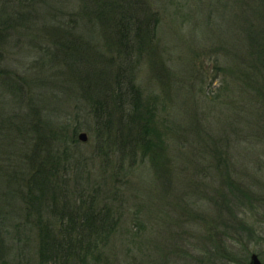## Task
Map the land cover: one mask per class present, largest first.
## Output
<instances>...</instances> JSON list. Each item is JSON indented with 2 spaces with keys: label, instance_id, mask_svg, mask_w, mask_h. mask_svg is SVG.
<instances>
[{
  "label": "rangeland",
  "instance_id": "rangeland-1",
  "mask_svg": "<svg viewBox=\"0 0 264 264\" xmlns=\"http://www.w3.org/2000/svg\"><path fill=\"white\" fill-rule=\"evenodd\" d=\"M248 1L250 7L238 9V0H141L142 22L151 28L142 29L135 42L111 18L98 17L93 0H0V32L9 24L0 33V120L6 116L13 125L40 115L49 125L41 140L50 142L48 149H68L73 167L68 198L38 201L42 208L33 211L41 212L34 220L39 224L22 229L36 238L18 261L40 264V226L48 228L50 239L64 240V229L79 225L81 210L93 200L94 212L109 207L113 217L107 219L105 243L98 244L101 263L87 264H245L247 250H240L239 237L262 223L264 229V66L248 70L242 58L252 26L257 40L264 31L259 21L264 5ZM63 37H71L73 45H54ZM55 54L66 65L43 86L36 114L31 117L35 112L26 107L19 112V105V116L11 118L3 106L12 100L16 81L37 70L44 74ZM71 60L75 80L66 71ZM135 98L141 116L154 100L150 108L165 121L159 120V130L171 126L154 154L161 159L159 173L147 151L118 153L120 147H103L96 139L94 112L102 120L110 117L116 134ZM15 128L0 121V200L8 201L3 212L17 209L23 226L25 211L19 207L33 168L21 150L34 137L16 135ZM129 128L133 136L140 131L136 123ZM13 188L21 197L9 198ZM12 239L1 252L3 261L21 255L12 248L19 239Z\"/></svg>",
  "mask_w": 264,
  "mask_h": 264
},
{
  "label": "trees",
  "instance_id": "trees-1",
  "mask_svg": "<svg viewBox=\"0 0 264 264\" xmlns=\"http://www.w3.org/2000/svg\"><path fill=\"white\" fill-rule=\"evenodd\" d=\"M93 1L95 3L94 10L97 12L96 15L98 17H103V20L106 21L107 19L111 18L119 26V29L122 30L123 34L125 35L129 33L130 39L134 40L135 42H139V37L142 36V29L145 30L151 28V26H149L147 22H142V14L143 11L144 12L146 11L145 9L146 5H144L143 4L144 2L142 3L141 0H93ZM259 1L262 5H264V0H259ZM237 3H238L237 4L238 9L241 5L247 8L250 7L251 5V2H249L248 0H241V1L238 0ZM90 15L93 14L90 12ZM259 21L261 25L264 26V15ZM8 26L9 24L7 22H4L3 30L0 33L3 34L4 31L9 30ZM251 29H252L251 31L252 35L250 36H247V34L245 35L246 39L244 40V42L247 48L246 50L247 55L243 56L242 58H245V62L252 67L251 68L248 65L246 66V69L249 70L254 68L257 70L259 63L263 64L264 66V31L262 27L261 37L259 40H257L258 38L256 35V31H257L256 26L253 25ZM67 34L68 36L71 35L70 32L69 33L67 32ZM5 40L1 41V43L4 44ZM57 41L58 42L54 44L56 46L62 47L65 45H73V43L71 42V37L69 38L63 37L62 40L58 39ZM59 54H61V52H59ZM59 54H55L58 57L51 58L50 66L52 69L51 68L46 69L47 71L44 72V74H47L46 76L42 72L40 73L39 70H37L35 73L28 75V77L30 78H26L25 76V78H22V80L16 81L17 85L12 91V95H13L12 100L8 101L6 99L7 102L6 106H3L5 109L12 111L7 115H9L11 118H17L19 116L17 113L19 112L23 113L24 107H26L27 110H29V112L32 113L33 111L35 112L32 114L31 117H33L34 114H36L38 107L37 105H35V103L36 101L38 102L41 101L42 99L41 98L39 100V97L43 95V89H44L43 86H45L46 84L50 85L51 83L50 81L59 78V76L62 75L60 69L62 64H64V66L66 65L65 61L63 59H60ZM84 57L87 59L86 56ZM69 62H70L69 66L66 71H69L70 74L69 77L75 80L74 78L75 70H73L74 69L73 66H76V62L72 60ZM45 63L49 64V59L42 62V65L43 64L45 65ZM259 67H260L259 73L263 76V67L261 65H259ZM56 70L60 71L58 72L59 74L58 73L56 74ZM53 71H55V74L51 77L50 74ZM40 75L42 77H40ZM249 81L252 82L253 80L249 79ZM253 83L254 82H252V84L249 86L252 87ZM243 87L244 89L247 87L246 80H244ZM135 99L137 102L134 103L133 107L130 108L129 105L130 110H128V112H126L125 110V114L122 115L123 117L122 120L126 118L125 126L122 123L121 124L122 128L119 129L116 134L114 133L111 134L112 124L110 117H108L107 120H102V117L97 113V111L94 112L95 121L97 122L96 139L98 144L103 147L104 146L110 147L112 145L116 147H120L117 150L118 153H123V151L127 149L129 150V152L136 149H139L142 152L147 151L150 154L151 161L154 164L153 170H155L156 173H159L161 172L162 169L160 170L157 168L162 167L161 159H159L158 155L154 157V154L156 153L155 152L156 150H159L161 148L162 145L161 142H164L162 140L163 135L165 136L166 135L165 132L167 133L169 130H171L170 129L171 126H166V127L164 126V128L166 129V131L164 132L159 130V120L161 119L160 124L161 123L163 124L165 121L163 120V117L154 113L155 110H152L150 108V106H153V108L155 109L156 103L154 102V100L149 101V103L146 105V110L143 117L139 112V108H137L139 107V105L142 108V104L138 103V98ZM15 106H19L20 109L18 110L19 112H16ZM31 120H32L31 118H22L13 125L9 123L10 118H6V116L4 117V119L1 118L0 120L2 124H7L9 126V129L10 128L13 129V127H16L17 128V129L15 128L17 130L16 135H21L23 137L33 135L34 137L31 140L33 142V145H31L29 148L26 147L27 149L24 148L23 150H21L22 155L25 158H28L33 168L32 175L27 181V188H25L23 195H22V191H19L18 189H14V188L8 194L9 198L11 197L13 199L16 196L21 197L22 195L20 202L21 207H19V211L21 210L22 212L25 211L21 216L24 219L23 220L24 222H22L23 226H21L20 220H16L17 218L15 217V215L20 216L17 209L13 208L7 212H3L4 209L2 207V204L8 201L7 199H5V197L2 200H0V234L2 233L3 236V237L0 236V264H15V259L17 260V264L20 263L22 264V262L18 261L17 258H20L21 261H23V259L26 258V255L24 254L23 251L25 249L29 250L31 245V240L36 238L35 236L33 238V235L31 236L30 233L23 234V232L24 230L29 229V227H33L34 223L39 224L34 220L36 218H39V216L42 217L40 211L37 212V214H34L33 210H35L36 208L40 210V208H42L43 205L42 201L45 198L51 199L52 202L55 200L56 197L68 198L67 192L69 193L70 190V188H68L70 186L69 183L70 181L68 180V178L72 176L73 167L71 165L72 162H70L71 158L68 156L69 155L68 149H63L62 151L61 150L59 151L58 149L55 148L48 149L47 144H49L50 142H47V144L45 145L44 143L46 141L41 140V138L45 137L44 136L45 134L42 133L45 132L44 128L47 129L49 125L45 126L43 123H41L40 115L38 116V118L35 117V121H31ZM46 120H48V118ZM135 123L138 124V128H140V131H138V133L135 134L136 136H133L134 133L132 132L133 129H130L129 126L135 125ZM32 126H34L35 129H33ZM26 139L29 140V137ZM101 150L102 149H100L99 151ZM63 162L66 163V165H68L66 166L68 168L64 171L65 173L61 172V166L64 165ZM66 172H67V177H66ZM156 176H159L160 177L159 179L161 181L162 180L164 181L167 178V175L165 174H162V176L160 174H156ZM65 178L67 179L64 181ZM58 190H60V194L58 193L59 192ZM39 200L42 201L38 202ZM23 202L24 204H22ZM37 202L39 205H37ZM57 202L60 204V206L57 207L65 210L66 206L61 201L57 200ZM90 202L86 203V205H88L89 207H85L84 210H81V217H80L81 219H80V223H78L79 225H75L76 227L67 226L64 229L66 234L64 240L61 239V241H59L55 237L50 239L47 230L48 228L40 226L41 229H39L38 232L40 235V244H39V252L37 255V258L40 257L39 258L41 262L40 264H70V263L87 264L89 262L99 263L100 261H102L101 259H98V257H100V255L102 254L101 250H98V247L101 245L98 244L99 242H102L101 244L105 243L103 241L107 237V233H108L107 230L110 229L106 227L107 224H109L107 219L110 217L112 218L113 215L111 212V208L109 207L104 209V211L99 210V212H94V209L93 207H91V205L94 206L97 203H95V201L93 200ZM82 206L84 207L83 204ZM79 211H80L79 209L78 211L76 210V213H79ZM73 216L74 214H70V213L68 214V217H71L69 218L71 220ZM98 220H100V224L96 225L95 222H98ZM77 228L82 232L81 234L77 232L78 230ZM11 236L19 239V242H16L17 245L16 243L13 242L14 244L12 248L14 250H21V255L19 257H16L15 259L13 258L11 262L8 261L9 257L6 258L5 261H3V255L1 254V252L2 250L10 248L7 245V242H9L10 240L11 241L14 240L12 239ZM63 241H65V243Z\"/></svg>",
  "mask_w": 264,
  "mask_h": 264
},
{
  "label": "flooded vegetation",
  "instance_id": "flooded-vegetation-1",
  "mask_svg": "<svg viewBox=\"0 0 264 264\" xmlns=\"http://www.w3.org/2000/svg\"><path fill=\"white\" fill-rule=\"evenodd\" d=\"M262 224L260 228L257 226L251 228L239 237L240 250H247L248 258H246L245 264H250L253 257H256L260 264H264V229Z\"/></svg>",
  "mask_w": 264,
  "mask_h": 264
},
{
  "label": "water",
  "instance_id": "water-1",
  "mask_svg": "<svg viewBox=\"0 0 264 264\" xmlns=\"http://www.w3.org/2000/svg\"><path fill=\"white\" fill-rule=\"evenodd\" d=\"M79 140H81L82 142H84L86 140L85 135L84 134H80L78 136ZM250 264H260L259 261L256 259V257H253V259L251 260Z\"/></svg>",
  "mask_w": 264,
  "mask_h": 264
},
{
  "label": "bare ground",
  "instance_id": "bare-ground-1",
  "mask_svg": "<svg viewBox=\"0 0 264 264\" xmlns=\"http://www.w3.org/2000/svg\"><path fill=\"white\" fill-rule=\"evenodd\" d=\"M79 135H80V134H79ZM79 135H78V136H79ZM77 138H78V137H77ZM79 141L82 142L81 140H79Z\"/></svg>",
  "mask_w": 264,
  "mask_h": 264
}]
</instances>
